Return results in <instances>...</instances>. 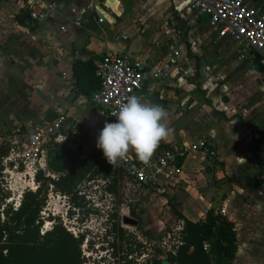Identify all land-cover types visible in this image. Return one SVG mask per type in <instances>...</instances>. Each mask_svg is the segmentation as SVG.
I'll use <instances>...</instances> for the list:
<instances>
[{
    "label": "crops",
    "instance_id": "0c3cea01",
    "mask_svg": "<svg viewBox=\"0 0 264 264\" xmlns=\"http://www.w3.org/2000/svg\"><path fill=\"white\" fill-rule=\"evenodd\" d=\"M33 1L0 0V127L64 115L71 132L82 127L96 143L89 123L99 111L91 97L75 95V62L96 59L98 65L107 52L140 58L151 74L145 99L169 111L173 130L153 157L196 143L216 154L208 156L210 162L201 152L196 159L191 153L168 193L185 179L184 171L195 180L193 173L213 163V177L223 174L230 183L210 184L189 206L226 208L238 236L234 264H264V186L255 190L246 182L264 178V80L250 71L251 52L219 38L208 19L190 8L192 0H41L46 16L29 30L19 18ZM247 1L264 9V0ZM101 4L108 11L107 28L97 23L94 10L83 12ZM189 206L179 210L186 218L205 219L199 209L186 212Z\"/></svg>",
    "mask_w": 264,
    "mask_h": 264
},
{
    "label": "built area",
    "instance_id": "2783aa9c",
    "mask_svg": "<svg viewBox=\"0 0 264 264\" xmlns=\"http://www.w3.org/2000/svg\"><path fill=\"white\" fill-rule=\"evenodd\" d=\"M55 7V3L49 4V8L54 10ZM190 8L208 19L210 26L217 29L219 38L243 45L246 52H251L252 57L253 53L260 55L261 64H264L263 8L251 6L247 0H192ZM91 10L96 13L100 26L107 24L108 11L103 4L94 7L90 5L83 12ZM46 13L47 7L41 0L31 2L26 28L34 29ZM76 24L82 25L81 16L77 17ZM121 37L128 39L125 35ZM245 57V54L242 55V58ZM96 74L101 86L93 93L90 101L108 122L115 121L119 105L126 102L130 95L146 97V86L151 74L140 58L107 52L98 63ZM76 139L80 141L78 132L69 130L64 115L26 127H16L11 134H8V130H0V142L6 140L10 144L8 155L2 158V173L10 176L15 174L21 177L20 181L24 179L25 184H20L21 191L15 208L20 206L25 191H37L39 184L36 182V175L40 170L51 176L46 165L47 150L54 147L75 150ZM193 152H202L207 157L216 155L204 143H196L189 147L166 150L152 157L148 165L136 160L130 151L127 158L119 161L115 167L132 186L164 196L168 194V186L182 174V164ZM4 189L12 191L14 188L8 186ZM210 209L204 211L205 218ZM216 211L223 216L227 215L226 208ZM182 229L183 223L178 227L179 232Z\"/></svg>",
    "mask_w": 264,
    "mask_h": 264
},
{
    "label": "trees",
    "instance_id": "16d2710c",
    "mask_svg": "<svg viewBox=\"0 0 264 264\" xmlns=\"http://www.w3.org/2000/svg\"><path fill=\"white\" fill-rule=\"evenodd\" d=\"M28 19L29 9L20 16L19 22L26 27ZM97 66L96 59L75 62L76 97H91L100 88ZM250 71L264 80V64H261V56L256 53H253ZM78 131L80 141L74 140L77 148H62L71 159L68 173L53 178L48 176V172L40 170L36 175L39 184L37 191H25L18 208L7 204L9 194L2 187L4 168L1 163L8 152L0 153V264H85L83 235L75 236L61 221L52 218V227L43 231L44 219L41 214L46 207L50 189L52 187L55 193L69 198L73 208L77 209L81 208L82 197L78 191L81 184L101 179L109 183V192L117 193L123 174L107 162L103 151L97 148V142L93 143L82 127ZM172 211L183 223L178 244L167 253L157 250V254L165 256V260H148L144 264H162L164 261L169 264L235 263L238 236L235 224L229 218L211 208L205 219L194 222L175 206H172ZM132 213L135 215L134 211ZM146 235L152 236L150 232Z\"/></svg>",
    "mask_w": 264,
    "mask_h": 264
},
{
    "label": "rangeland",
    "instance_id": "374dc122",
    "mask_svg": "<svg viewBox=\"0 0 264 264\" xmlns=\"http://www.w3.org/2000/svg\"><path fill=\"white\" fill-rule=\"evenodd\" d=\"M105 122L107 119L94 111L89 123L91 133L95 134L94 142L97 141L99 131L104 127ZM12 129L13 127L1 128V132L8 130V134H11ZM9 146L8 141H1L0 153L8 152ZM194 153L197 154L192 153L191 157L196 159L199 152ZM201 153L203 161L213 160L204 157ZM211 165L208 168L203 167L201 172L193 173L195 180L192 179L193 176H188V171H184L185 179L181 180L175 186L176 188L172 187L164 196L132 186L125 176L118 184L117 193L109 192V183L101 179L91 183L85 182L79 186L78 191L82 199L80 200L81 208L77 209L73 208L69 198L55 193L51 187L46 207L41 214L44 219L43 231L52 227L54 222L50 221L52 218L57 222L61 221L75 236L83 235L82 250L86 260L85 264H130V262L144 264L148 260L152 262L165 260V256L158 255L157 250L163 253L173 250L178 244V227L181 225L172 211V206L184 211L194 196H199V198L205 196V189L210 184L211 187L216 185L220 188L230 183L228 182L229 177L223 174L220 175L222 177L220 179L213 177L215 171L211 169ZM50 174L51 177L54 176L51 172ZM209 174L212 176H208ZM20 178L15 174L10 176L2 173L3 187L14 188L12 191H7L9 194L7 204H12L14 207L18 204L20 184L25 185L24 179L20 181ZM242 179L245 180V178ZM197 207L191 205L186 208V212L198 213L199 209L203 213L208 209L201 205ZM124 217L137 220L138 226L123 224ZM147 232L151 233V238L146 235Z\"/></svg>",
    "mask_w": 264,
    "mask_h": 264
},
{
    "label": "clouds",
    "instance_id": "9594fccd",
    "mask_svg": "<svg viewBox=\"0 0 264 264\" xmlns=\"http://www.w3.org/2000/svg\"><path fill=\"white\" fill-rule=\"evenodd\" d=\"M115 115L114 122H105L96 144L112 166L126 159L130 151L148 165L160 143L172 135L169 111L142 96L130 95Z\"/></svg>",
    "mask_w": 264,
    "mask_h": 264
},
{
    "label": "water",
    "instance_id": "95a60500",
    "mask_svg": "<svg viewBox=\"0 0 264 264\" xmlns=\"http://www.w3.org/2000/svg\"><path fill=\"white\" fill-rule=\"evenodd\" d=\"M107 26L108 24L104 25L106 28ZM46 165L48 170L54 175L53 178L65 176L71 166V159L65 150L54 147L47 150ZM246 182L255 190H259L264 186V178H262L261 175L248 177ZM122 221L125 225H137V221L131 219L130 217H124ZM162 264H169V262L164 261Z\"/></svg>",
    "mask_w": 264,
    "mask_h": 264
},
{
    "label": "flooded vegetation",
    "instance_id": "af4514ba",
    "mask_svg": "<svg viewBox=\"0 0 264 264\" xmlns=\"http://www.w3.org/2000/svg\"><path fill=\"white\" fill-rule=\"evenodd\" d=\"M135 221H137V220H135ZM134 226V225H133ZM135 226H138V221H137V225H135Z\"/></svg>",
    "mask_w": 264,
    "mask_h": 264
}]
</instances>
